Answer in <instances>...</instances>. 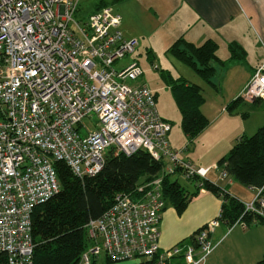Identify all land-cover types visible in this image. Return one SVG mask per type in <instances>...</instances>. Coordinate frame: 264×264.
<instances>
[{
    "label": "built area",
    "instance_id": "2783aa9c",
    "mask_svg": "<svg viewBox=\"0 0 264 264\" xmlns=\"http://www.w3.org/2000/svg\"><path fill=\"white\" fill-rule=\"evenodd\" d=\"M79 0H0V253L8 264H31V214L59 191L53 163L64 162L82 180L103 168L104 155L146 151L160 172L133 192L118 193L110 207L85 225L89 245L77 264L103 256L110 262L157 264L183 252L199 264L212 251L218 218L195 234V244L159 253L165 177L210 181L226 174L217 164L198 167L178 159L168 143L171 126L157 113L154 93L138 84L132 61L138 42L124 36L121 17L103 7L83 22ZM243 98L264 100V63L250 77ZM86 127L83 121L92 124ZM262 189L243 204L264 220ZM219 217V216H218ZM246 228L237 220L229 227ZM198 252V258H195Z\"/></svg>",
    "mask_w": 264,
    "mask_h": 264
},
{
    "label": "trees",
    "instance_id": "16d2710c",
    "mask_svg": "<svg viewBox=\"0 0 264 264\" xmlns=\"http://www.w3.org/2000/svg\"><path fill=\"white\" fill-rule=\"evenodd\" d=\"M103 7L111 6L100 0L92 13ZM168 51L178 60L188 64L209 85L218 89L213 79L216 68L222 67L224 62L218 58L217 44L213 40H206L196 46L179 37ZM229 52L234 59H241L244 54L237 44H230ZM171 82V92L181 114L182 132L192 141L209 125L208 118L200 109L204 102L201 88L181 79ZM241 101L244 99L236 98L226 108L227 111L232 113V108ZM261 101L263 100H253ZM216 164L225 172L226 178H231L247 188L262 189L261 195L264 196V125L251 136L238 137L228 154L221 157ZM53 168L59 191L46 203L36 206L31 214L34 246L31 264H77L80 255L89 245L85 229L87 222L99 218L110 207L116 194H130L138 185L151 180L160 172V165L144 150L125 156L122 153L115 154L114 150L110 149L104 155L102 170L97 175L84 177L82 180L76 178L62 161H55ZM184 184L186 186L168 176L162 183V199L171 205L177 214H181L191 198L203 189L222 199L221 213L217 218L227 227L237 220L244 222L246 226L251 223L264 225L262 218L252 212L244 213L243 204L220 191L214 182L194 179ZM195 234L178 245L186 241L194 245ZM0 264H8L7 255L4 253H0ZM146 264H157V258H152ZM259 264H264V259Z\"/></svg>",
    "mask_w": 264,
    "mask_h": 264
},
{
    "label": "rangeland",
    "instance_id": "374dc122",
    "mask_svg": "<svg viewBox=\"0 0 264 264\" xmlns=\"http://www.w3.org/2000/svg\"><path fill=\"white\" fill-rule=\"evenodd\" d=\"M99 1L79 0L74 19L85 20ZM103 1L120 15V28L124 36L138 42L135 52L121 63L124 65L134 61L139 65L142 76L137 83L144 84L154 93L158 115L167 117L168 120L165 121L171 126L172 139L169 146L175 152L182 151L178 154V159H219V152L225 151L227 155L237 137L251 136L264 125V100L252 102L243 98L250 77L245 81L244 76L239 75L237 79L232 80L231 77L226 79L223 72H217L213 79L218 86V89H215L188 64L178 60L168 51L177 39V34L190 28V22L184 24V17L179 9H176L175 3L166 4L161 0ZM249 39L252 58L259 55L260 51L264 52L262 41L257 40L254 35L252 24ZM175 79L198 85L204 98L200 109L210 124L192 141L185 137L181 129V114L171 92V80ZM238 97L244 101L237 103L232 108V113H229L226 108ZM214 116L218 118L214 120ZM92 121V124L87 120L83 123L93 130L96 119Z\"/></svg>",
    "mask_w": 264,
    "mask_h": 264
},
{
    "label": "crops",
    "instance_id": "0c3cea01",
    "mask_svg": "<svg viewBox=\"0 0 264 264\" xmlns=\"http://www.w3.org/2000/svg\"><path fill=\"white\" fill-rule=\"evenodd\" d=\"M161 1L166 4L175 3L176 9H179L184 17V24L190 22V28L184 33L182 31L178 33L176 38L182 37L196 46L201 45L206 40H213L217 44L216 54L224 62V65L216 68L215 75L217 72H223L222 74L226 79L231 77L232 80L237 79V76L240 75L244 76L243 80L246 81L257 67L263 63V51H260L259 55L251 57L249 36H251L252 24L254 35L257 40L262 41L261 44L264 48V0ZM230 44H237L242 48L244 54L241 59L231 57ZM160 118L164 121L168 120L167 117ZM217 118L218 116H214V120ZM167 139L170 144L169 141L172 140L171 129ZM224 152L221 150L217 158L220 159L225 156L226 153ZM187 158L188 160L183 161L190 162L198 167H208L216 164L219 160L196 159L193 161L190 157ZM215 160L217 161L215 162ZM209 178L220 191L230 195L242 204L254 200L258 193L257 189L244 187L231 178H219L218 172H212ZM179 183L185 185V182L179 181ZM166 204L168 203L164 202L159 221V253L177 246L184 248L190 245L191 243L187 241L182 245L178 244L191 238L197 230L220 215L222 199L202 189L195 197L191 198L181 214H177L171 205L166 206ZM210 242L213 249L199 264H259L264 259V225L251 223L246 228L237 225L229 230V227L218 221V225L210 237ZM198 255L199 253L195 252V258H198ZM134 263L130 261L108 262L103 256H99L92 261V264ZM165 264H187V262L184 259L183 252H180L166 260Z\"/></svg>",
    "mask_w": 264,
    "mask_h": 264
}]
</instances>
